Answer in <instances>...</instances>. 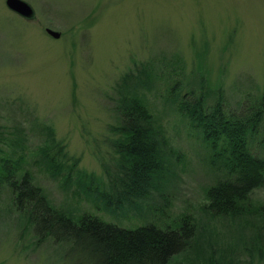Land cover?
Masks as SVG:
<instances>
[{"label": "rangeland", "instance_id": "1", "mask_svg": "<svg viewBox=\"0 0 264 264\" xmlns=\"http://www.w3.org/2000/svg\"><path fill=\"white\" fill-rule=\"evenodd\" d=\"M3 1L0 150L19 152L7 140L24 131L22 166L48 203L72 219L86 212L123 228L151 219L170 224L185 212L195 226L192 246L168 264H202L211 248L225 264H243L237 242L247 240L248 231L203 209V190L212 182L203 164L206 148L170 103L168 89L200 77L210 90L220 88L224 107L233 111L264 96V0H24L34 12L30 20ZM45 27L58 31V38L48 36ZM138 65L146 68L147 80L137 92L179 155L170 156L165 181L147 205L126 209L105 204L97 194L104 182L100 162L113 169L115 161L110 127L118 122L119 94L128 93L121 80ZM46 130L67 161L77 160L83 187L64 189L41 168L36 153ZM261 131L249 139L259 155L264 154ZM88 175L95 181L86 183ZM251 199L264 202V187ZM62 254L50 239L36 243L1 188L0 264H62Z\"/></svg>", "mask_w": 264, "mask_h": 264}, {"label": "trees", "instance_id": "2", "mask_svg": "<svg viewBox=\"0 0 264 264\" xmlns=\"http://www.w3.org/2000/svg\"><path fill=\"white\" fill-rule=\"evenodd\" d=\"M146 75V68L138 65L123 76L121 84L128 93L119 94L115 107L118 122L110 127L116 135L109 142L115 154L113 169L100 162L104 182L97 195L115 207L138 209L141 202L147 205L151 192L158 191V184L165 181L170 156L179 155L137 92L139 86L145 87ZM168 90L170 103L206 148L203 164L212 182L203 190V209L246 229L249 236L243 237L247 240L237 242L243 264L254 260L263 264L264 202L251 201V195L264 187V154L254 151L249 139L262 129L259 144L264 146V96L233 111L224 107L220 88L210 90L200 77L184 85L173 82ZM44 135L36 153L41 168L49 177L61 180L64 189L69 184L82 186L85 174L76 168L77 160L65 159L50 130ZM12 136L7 145L19 152L0 150V190H8L12 205L31 228L36 243L50 239L59 246L62 264H168L171 256L192 246L195 226L185 212L170 219V224L151 219L134 228L119 227L86 212L72 219L48 203L43 190L23 168L24 131ZM85 180L95 181L92 175ZM210 250L202 264L226 263L223 256L213 254L214 248Z\"/></svg>", "mask_w": 264, "mask_h": 264}, {"label": "water", "instance_id": "3", "mask_svg": "<svg viewBox=\"0 0 264 264\" xmlns=\"http://www.w3.org/2000/svg\"><path fill=\"white\" fill-rule=\"evenodd\" d=\"M4 6L18 15L21 18H24L26 20H30L33 18L34 12L32 7L24 0H4L3 1ZM44 32L52 37V38H58L59 32L52 30L50 28L45 27Z\"/></svg>", "mask_w": 264, "mask_h": 264}]
</instances>
